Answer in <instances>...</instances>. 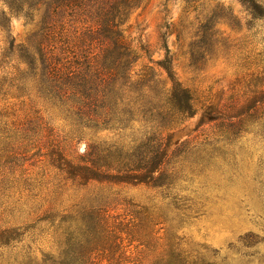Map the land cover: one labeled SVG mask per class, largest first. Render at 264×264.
<instances>
[{
  "label": "rangeland",
  "instance_id": "rangeland-1",
  "mask_svg": "<svg viewBox=\"0 0 264 264\" xmlns=\"http://www.w3.org/2000/svg\"><path fill=\"white\" fill-rule=\"evenodd\" d=\"M197 2L145 0L131 10L124 36L143 58L121 81L102 68L108 44L94 40L91 7L48 19L45 7L25 17L0 1V264H111L110 241L92 237L89 249L98 252L90 259L86 248L70 246L88 209L118 225L125 245L133 241L131 264H160L157 238L187 264H264V65L239 61L244 51H262L264 28L239 0ZM215 15L218 43L196 63L189 45ZM42 25L62 39L36 43ZM65 57L78 60L89 81L99 76L91 84L99 90L95 112L72 87L57 98L35 81L34 67ZM148 68L151 84L120 93ZM153 81L204 92V107H186L172 123ZM148 98L169 116H141ZM172 124L177 129L161 135Z\"/></svg>",
  "mask_w": 264,
  "mask_h": 264
},
{
  "label": "trees",
  "instance_id": "trees-1",
  "mask_svg": "<svg viewBox=\"0 0 264 264\" xmlns=\"http://www.w3.org/2000/svg\"><path fill=\"white\" fill-rule=\"evenodd\" d=\"M3 2L9 13L17 15H23L29 17L32 11H38L40 7H45V13L48 19H51L57 11L61 10H74L79 9L83 13L87 12V8L91 7L95 11L94 23L97 36H94V40L97 44L105 39L107 42L106 57L103 61L102 68L109 69L112 72L113 79L118 76L119 80H123L124 76L130 74L137 62L143 58V49L133 47L129 44L124 36L123 26L125 25L128 15L132 9L140 7L145 0H0ZM187 4L194 2L198 3L197 0H185ZM240 2L246 3L249 6L251 15L254 17L252 21L257 23L260 21V27L264 28V0H239ZM222 10H224L222 8ZM91 14V12H90ZM220 15H215L212 19H207L205 22L199 23L194 36V41L189 45L190 55L196 63L205 64L211 58L212 49L217 45L218 38L214 31L215 19H219ZM0 17L6 19L5 12H1ZM46 21V19H44ZM7 21V20H6ZM99 29V31H97ZM36 43L41 40L47 42H58L62 39V32L56 28L43 26L41 27L40 34L35 35ZM224 44H227L224 42ZM264 46V41H262ZM239 57V61L242 59L254 60L260 63V66L264 65V61H259L257 57L264 56V47L262 51L252 53L244 51ZM20 59V58H19ZM25 64L26 62L22 59ZM71 61H67V58L54 59L52 61H43L38 67H34L35 81H38L41 90L46 93L49 92L50 96H57V98H64L68 94L67 87H72L75 91H71L72 94L78 98L82 97L83 101L87 104L86 107L91 112H95L97 104L99 103L97 94L93 95L92 92L97 93L95 82H98L99 76H96V81H89L84 76L85 71L82 68V64L75 60L71 62L70 66L67 65ZM31 66L33 63L30 61ZM262 64V65H261ZM78 68L77 71L74 69ZM144 76L140 78L138 82L131 86H124L120 92L123 95L135 94L141 85L151 84L147 81L152 70L150 68L145 69ZM27 78V74L25 75ZM104 81V80H103ZM155 84V85H154ZM86 85H91L87 89ZM159 85V86H156ZM153 89L161 93V104L163 106H169L173 114L170 117L172 123L177 122V118L182 114L184 108L189 107L192 112L197 107H204L203 104L206 102L204 92L192 91V90H179L172 87H167L164 83H156L153 81ZM152 95V94H151ZM151 95H147L150 97ZM88 101V102H87ZM118 102H113V108H115ZM111 103L103 104L102 107H108ZM151 106V108H150ZM179 106V107H177ZM129 113V111H127ZM152 112L153 117L159 119H165L169 115L165 108L152 107L150 99L145 100V104L142 107L141 116L143 113ZM155 114V115H154ZM177 115V117H176ZM178 125H167L162 127V134L167 131H173L177 129ZM161 140V139H160ZM162 141V140H161ZM164 144L159 145L156 153L158 155H165L163 150ZM86 215L82 218L84 229L81 233L75 236L71 240L73 247L86 248L88 257L98 252L97 249H89L92 243V237L98 236L100 240L111 242V256H107V260L113 264H131L129 261L128 248L132 246V242L127 241L122 237V231H116V226L111 224L110 218L97 213L93 216L92 210H85ZM93 226V227H92ZM157 245L161 249L158 251L157 256L160 257V264H187L186 258L183 257V253L175 248L174 244L167 243L162 238H157ZM143 247L144 244H140ZM106 252V251H105ZM104 253L99 252V255ZM85 253H82V256ZM79 259L72 260L69 264L77 262ZM85 264V263H83Z\"/></svg>",
  "mask_w": 264,
  "mask_h": 264
}]
</instances>
